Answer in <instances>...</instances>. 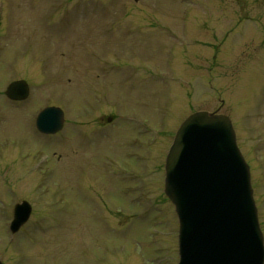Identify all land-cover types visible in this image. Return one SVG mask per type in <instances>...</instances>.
<instances>
[{"label":"rangeland","instance_id":"obj_1","mask_svg":"<svg viewBox=\"0 0 264 264\" xmlns=\"http://www.w3.org/2000/svg\"><path fill=\"white\" fill-rule=\"evenodd\" d=\"M46 105L64 110L51 135ZM199 109L231 118L264 236V0H0L2 263L177 264L163 165Z\"/></svg>","mask_w":264,"mask_h":264},{"label":"water","instance_id":"obj_2","mask_svg":"<svg viewBox=\"0 0 264 264\" xmlns=\"http://www.w3.org/2000/svg\"><path fill=\"white\" fill-rule=\"evenodd\" d=\"M4 93L23 100L30 87L19 78ZM64 119L60 106L48 105L36 115L35 125L40 132L56 133ZM165 192L179 222L177 264L264 263L250 167L228 115L196 110L181 122L166 155ZM31 210L26 199L14 204L11 233L28 220Z\"/></svg>","mask_w":264,"mask_h":264},{"label":"flooded vegetation","instance_id":"obj_3","mask_svg":"<svg viewBox=\"0 0 264 264\" xmlns=\"http://www.w3.org/2000/svg\"><path fill=\"white\" fill-rule=\"evenodd\" d=\"M152 171L154 172V169ZM163 179H164V165H163ZM163 195H165L164 191H163Z\"/></svg>","mask_w":264,"mask_h":264}]
</instances>
